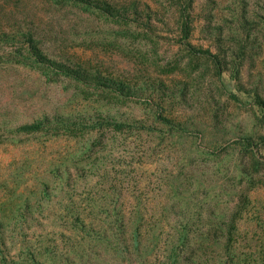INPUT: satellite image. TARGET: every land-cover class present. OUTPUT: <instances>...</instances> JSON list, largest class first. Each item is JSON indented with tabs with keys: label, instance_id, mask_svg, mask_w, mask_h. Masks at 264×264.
<instances>
[{
	"label": "rangeland",
	"instance_id": "1",
	"mask_svg": "<svg viewBox=\"0 0 264 264\" xmlns=\"http://www.w3.org/2000/svg\"><path fill=\"white\" fill-rule=\"evenodd\" d=\"M90 1L102 9L0 0V264H140L107 239L88 245L115 211L140 227L139 248L170 235L199 247L200 264H255L264 0ZM184 21L220 69L182 45Z\"/></svg>",
	"mask_w": 264,
	"mask_h": 264
},
{
	"label": "trees",
	"instance_id": "2",
	"mask_svg": "<svg viewBox=\"0 0 264 264\" xmlns=\"http://www.w3.org/2000/svg\"><path fill=\"white\" fill-rule=\"evenodd\" d=\"M62 1H67L68 3H71V4L79 3L82 5H88L90 7L97 8L99 10L102 9L101 6L93 4V2H91L90 0H62ZM181 33H182V40H181L182 45H184L189 52L193 53L194 55L205 56V57L210 58L216 64L217 68L220 69V66H221L220 60L218 59V57L215 54H212L208 50L196 49L188 42L189 26H188V23H186L185 21L182 25ZM35 59L37 61H39L38 57H35ZM49 65H51L53 68L57 69L58 71H60L61 73L65 74L69 77H72V78H75L77 80L82 81V76L80 74L76 73L75 71H73L71 68H68V67L60 68L55 63H50ZM100 83L98 82V84H97V82H94V84L96 86H101V87L108 88V89H111L114 91H117V89H118V86L116 84H111V83H109V84L108 83H101L100 84ZM120 95H123L122 92H120ZM256 103L260 104V102H256ZM108 125L110 126V128L113 132H119L124 127L123 124H118V123H108ZM33 128H34L33 126L26 127V129H33ZM35 128H37V127L35 126ZM137 129H141V127H137ZM244 139H245L244 143L246 144V146L248 148L249 147H257V145L253 143L251 138L248 137V138H244ZM260 141H261V143H263L264 138H260ZM251 155L253 156V158H255V156H257L256 152L254 153L252 151H251ZM256 160L258 162L259 159H256ZM110 212H106L107 217H109L108 215ZM112 216H113V218H111V217L108 218V220H112V222H105L103 225H101L99 228L100 229L99 234L93 235V236H95V238H93V236H89L91 238L88 241V245L94 244L95 240L107 239L110 242L114 251H117L118 253H121L122 251H125L128 253H135L136 252V254H138L141 258H143V260H139L140 264L141 263L145 264L148 261L150 262V260H149L150 255L151 256L154 255V257L156 258L155 264H200L201 263L199 261L200 260L199 256L195 253L197 250H199V247L195 248L196 251H194L195 249L189 250V246H188L189 240L186 238H181V240H180V237H178L177 239L175 238V240H174L173 236L166 235L165 239L161 241V245H162L161 248H158L157 251L151 250L149 248L150 246H148V244H146L148 242V240L142 248H139L140 247L139 241H141V237H142L141 231L139 230L140 227H137L136 225H134L133 230H129V232H128L127 228H125V226H124L125 225V222L123 220L124 216H122L120 214V212H116V211L112 214ZM137 225H139V224H137ZM84 227H86V225ZM107 231H108V234H107ZM88 232L91 233V231H89V230H88ZM126 241L129 243L126 244L127 243ZM132 242H134L136 244L137 248H132V246H131ZM217 245L221 246L223 248V250L226 251V245L225 244L217 243ZM131 248L133 250H131ZM262 249H264L263 245H262ZM154 257H152V258H154ZM256 260L257 261H255V264H264V255L260 256ZM30 261L32 262L31 264H43L44 263V261H41L40 258L33 259V257H31ZM230 261L231 260H229V262ZM240 263L241 264H251V262H248L245 260L240 262ZM20 264H29V263L27 262V260L23 259V260H21ZM58 264H62V263H58ZM214 264H224V262L216 259V262H214Z\"/></svg>",
	"mask_w": 264,
	"mask_h": 264
}]
</instances>
